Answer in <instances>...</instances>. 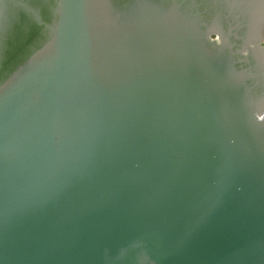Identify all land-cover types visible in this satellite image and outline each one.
Returning <instances> with one entry per match:
<instances>
[{"label":"water","instance_id":"obj_1","mask_svg":"<svg viewBox=\"0 0 264 264\" xmlns=\"http://www.w3.org/2000/svg\"><path fill=\"white\" fill-rule=\"evenodd\" d=\"M0 264H264V0H0Z\"/></svg>","mask_w":264,"mask_h":264}]
</instances>
